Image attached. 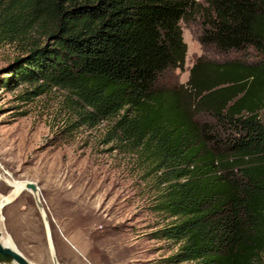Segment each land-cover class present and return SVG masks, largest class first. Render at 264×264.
Segmentation results:
<instances>
[{"label":"trees","instance_id":"1","mask_svg":"<svg viewBox=\"0 0 264 264\" xmlns=\"http://www.w3.org/2000/svg\"><path fill=\"white\" fill-rule=\"evenodd\" d=\"M194 16L202 45L260 59L199 57L161 86ZM0 44L21 53L8 84L66 91L77 126L106 122L107 143L150 163L173 261L264 264V0H0Z\"/></svg>","mask_w":264,"mask_h":264},{"label":"rangeland","instance_id":"2","mask_svg":"<svg viewBox=\"0 0 264 264\" xmlns=\"http://www.w3.org/2000/svg\"><path fill=\"white\" fill-rule=\"evenodd\" d=\"M201 3L203 0H199ZM187 51L182 68L161 86L184 84L199 57L258 61L252 49L223 53L200 43L201 20L180 22ZM21 53L0 44V200L12 185L33 182L0 210V232L33 264H192L171 258L179 244L160 238L175 219L158 210L160 192L150 163L130 148L105 141L107 123L77 126L66 91L7 83Z\"/></svg>","mask_w":264,"mask_h":264},{"label":"water","instance_id":"3","mask_svg":"<svg viewBox=\"0 0 264 264\" xmlns=\"http://www.w3.org/2000/svg\"><path fill=\"white\" fill-rule=\"evenodd\" d=\"M25 187L37 192V186L33 182H27ZM33 264L19 250L3 245L0 232V264Z\"/></svg>","mask_w":264,"mask_h":264},{"label":"bare ground","instance_id":"4","mask_svg":"<svg viewBox=\"0 0 264 264\" xmlns=\"http://www.w3.org/2000/svg\"><path fill=\"white\" fill-rule=\"evenodd\" d=\"M26 183H27V182H19V183H14V184L12 185V187H14V191L12 192V194H11L10 196H7V197L3 198L2 200H0V210H1V208H2L3 206H5L6 204H8V203L11 201V198H12L13 196H16L21 190L27 189V188L25 187ZM34 192H36V191H34ZM1 221H2V217H0V222H1ZM1 242H2L3 245H5V246H9V247H11V248H13V249H17V248H15V245H14V243H13L11 237L8 236V235H2V233H1ZM17 250H18V249H17ZM53 263H54V264H58L57 260L54 259V258H53ZM12 264H16V263L13 262Z\"/></svg>","mask_w":264,"mask_h":264}]
</instances>
